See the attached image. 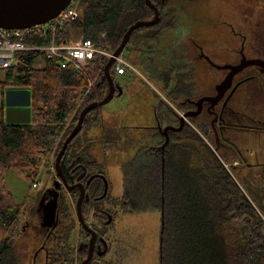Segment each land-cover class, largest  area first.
I'll use <instances>...</instances> for the list:
<instances>
[{"label": "trees", "instance_id": "1", "mask_svg": "<svg viewBox=\"0 0 264 264\" xmlns=\"http://www.w3.org/2000/svg\"><path fill=\"white\" fill-rule=\"evenodd\" d=\"M80 6L82 19L67 24L54 39L33 36L27 42L32 46H48L53 40L57 44L67 43L71 31L78 29L85 39L113 52L120 46L127 28L135 22L126 21L127 17L133 15L137 16L136 20H145V0H80ZM143 30L133 32L130 45L138 43ZM40 55L39 50L17 53L15 64L2 71L4 77L0 80L2 114L7 90L27 89L32 96L31 124L0 120V264L24 263L26 256L20 258L14 245L26 235V221L33 224L32 215L43 196L42 192L34 206L33 195L24 203H17L5 182L6 172H17L32 187L41 179L42 169L50 166L51 157L58 155L82 110L102 101L109 92L104 73L107 56L96 54L82 75L73 67L63 68L59 58H46L45 68L37 69L35 61ZM114 68L111 73L116 80ZM103 108L89 112L82 130L68 145L61 161L65 173L69 165L77 167L83 157L91 160L87 156L90 145L82 148L91 142L83 141L82 137L90 128L100 127L103 114L97 113ZM197 128L201 133L191 128L180 133L179 139L177 133H171L163 153L158 155L145 147V161L138 157L121 167L124 195L110 200L116 204L110 222L104 206L110 194H104V182L95 177L89 183L90 197L83 202L82 214L109 248L106 255L90 264H126L128 256L137 254L141 244L134 241L123 223L122 237L116 235L118 223L125 215L153 213H159L160 223L164 215L163 231L159 232L160 264H264V172L259 174L253 167L243 170L235 164L238 156L234 150L227 153L219 148L218 155L229 164L226 168L214 152L216 144L205 123H199ZM203 135L213 144L209 145ZM59 137L60 143L54 150ZM118 137H106L105 143L115 138L117 141ZM85 165L91 169L89 164ZM95 167L106 174L103 166L95 164ZM56 209L59 227L50 239L51 245L46 246L47 251L40 252L46 254L45 264H78L72 239L77 226L75 213L61 194ZM66 220L68 231L60 225ZM35 225L39 230V225Z\"/></svg>", "mask_w": 264, "mask_h": 264}, {"label": "flooded vegetation", "instance_id": "2", "mask_svg": "<svg viewBox=\"0 0 264 264\" xmlns=\"http://www.w3.org/2000/svg\"><path fill=\"white\" fill-rule=\"evenodd\" d=\"M199 4L208 8V13L203 18L195 14ZM261 4H264V0H145V22L157 18L156 25L145 27V72L156 85L160 86L164 96L145 84V97L146 94L150 96L145 106L150 107L151 110H145L142 113L147 117L145 124L136 128L143 130L138 135L140 143L139 145L132 143L134 147L130 149V154L122 158L125 160L122 166L133 163L138 157L145 161V135L148 134L153 140L147 146L148 150L159 155L163 153L162 146L166 142V136L163 134L165 128H172L168 130L169 138L171 133H177L179 139L183 131L186 132L191 128L196 130L199 123H205L217 150L221 148L227 153L234 150L238 156V163L235 164L242 166L243 170L253 167L259 174L264 172V7L260 8L255 15H246L245 8L246 5L255 7ZM187 11L190 12L189 15L185 14ZM136 19L137 16H133L132 20H139ZM184 22H190V28L183 25ZM203 22L210 26L211 31L202 32L199 40L194 39L192 34L197 37L199 26ZM192 24L199 29L193 31ZM205 34L214 38L215 41L209 45L204 38ZM251 38L258 39L252 43L249 40ZM166 40H169L167 50L171 49L172 52L178 50V54L170 55V59L164 62V55H169V52H162L161 42ZM187 42L197 51L193 62H189L185 53ZM219 60L226 62L221 63ZM198 61L204 62L207 81L209 87H212V92L197 96L194 90L197 88L198 72L195 62ZM253 61L255 63H251ZM209 71L212 73L208 74ZM115 83L122 87V95L125 94V90L128 91L130 102L136 100L131 84H127L128 82L123 79L122 82L115 80ZM117 95L118 90H116V97ZM165 97L172 100L174 106L167 102ZM5 108L4 104V116ZM174 128L181 129L175 131ZM250 141L255 146L253 162L243 151ZM106 144L109 143L82 145V148L90 145L87 156L91 160L83 157L77 167L73 168L69 165L66 173L63 170L68 185L57 176L43 192L40 206L32 215L33 224L29 221L24 224V230L27 232L32 229L36 236L44 237L41 249L46 250L48 240L53 237L59 227L56 209L59 195H64L65 199L67 196H74L78 200L81 193L79 185L82 184L85 189V201L90 197L88 185L95 177L104 182V194H110L104 206L108 222L112 220L116 204L110 200L123 197L124 191L118 194V191L114 189L111 173L105 163L107 161L105 159L98 161L97 157L91 153L99 145ZM247 150L249 154L252 153L249 148ZM98 151L101 150L98 148ZM85 163L89 164L91 169ZM95 164L103 166L106 174L102 173V170H97ZM72 186L76 187L70 190ZM52 203L55 207V219L50 224L49 220H45V215L47 207ZM54 223H57L55 228ZM35 224L39 225V230L34 228ZM60 225L62 227L64 225L66 231L70 227L68 220ZM90 227L94 230L91 224ZM75 231L76 234H74ZM94 231L97 237L92 247L93 256L89 264L109 251L99 232ZM72 235H76V240L73 241L75 254L78 264H82L89 255L92 234L82 227H76Z\"/></svg>", "mask_w": 264, "mask_h": 264}, {"label": "rangeland", "instance_id": "3", "mask_svg": "<svg viewBox=\"0 0 264 264\" xmlns=\"http://www.w3.org/2000/svg\"><path fill=\"white\" fill-rule=\"evenodd\" d=\"M74 1L80 2V0H74ZM263 7H264V4H261V6L257 5L255 7L246 5L245 7L246 15H255L257 14L258 10ZM80 9H81L80 10L81 16L76 21L81 20L83 17V10L82 8ZM207 13H208V8L202 4H199L195 10V14L199 16L200 18H203ZM185 14L189 15L190 12L187 11L185 12ZM131 18L133 19V15H130L129 17H127L126 21L132 20ZM140 20H144V19H139L138 21ZM186 20L188 21V18H186ZM135 22H133V24ZM251 24L253 23L251 22ZM183 25L188 26L190 28V22L188 23L184 22ZM65 27L59 29L58 31L64 29ZM129 27L127 29H129ZM199 27H200V30H198ZM199 27H197L195 24H192V27H191L193 31L198 30L197 37L194 34H192V37L198 40L200 39V34H202V32L211 31L210 26H208L206 22H203ZM142 28H145V27H142ZM142 28H139V29H142ZM11 30H14V29H11ZM20 30H23V29H20ZM72 31H71V35L73 37H71V40L80 39V38L84 40H90V39H85L83 37L81 30L75 29L73 33ZM57 32L55 33V35H48V36L54 39ZM204 38L209 43V45L215 41V39L211 38L208 34H205ZM257 39L258 38H251L249 40L252 43H254ZM130 40H131V37H130ZM130 40L126 48L124 49V51L121 53V55L116 57L115 62L112 64L111 68L115 66L114 70L117 69L119 60L122 59L123 62H121V66L126 70V72L120 76L117 75L116 80H119L122 82V78H124L125 82H128L127 84H131L132 89L135 91V94H136V100L134 102L133 101L130 102L131 98L128 95V91L125 90V94H123L121 97L119 96L115 97V99L112 102L113 103L112 107H110L111 103H109L108 105L103 106L104 108L97 113V114H103L100 127L90 128L88 132L82 137L83 141L89 140L91 143L105 144V142L107 141L106 137L109 138V137L119 136L117 141L110 142L108 145L107 144L99 145L96 149L91 151V153L97 157L98 161H101L102 159H105L107 161L105 163L107 164L109 173H111V179H113L112 182L114 185V189L118 191V194L120 193L122 194L123 192L122 176H121L120 167L123 165L125 160L122 158H125L128 154H130V149L134 147L132 143L139 145L140 141H139L138 135L140 132H143V130L141 131L136 128L141 126L142 124H145V119L147 116L142 113H144L145 110H151L150 107L145 106V104H147L148 100L150 99L149 98L150 96H148L147 94L145 97V84L149 85L152 90H155L156 92L163 95L160 86L156 85L155 82L150 78V76H148L145 72V30H143L139 34V41L136 45L134 44L130 45ZM69 43H70V40L67 43L57 44L53 40V42L49 44L48 47H51L53 44L61 46L64 44L68 45ZM168 44H169V40L161 42V46L163 48L162 52H169V55H164V58H163L164 62H167L170 59V55L178 54V50H176L175 52H172L171 49L167 50ZM98 46L100 47L101 51L105 52L106 54H103V53H97V54H103L107 56L108 62L110 58L113 56L114 52L119 48L118 47L115 51L111 52V51H108L104 46H101L99 44ZM45 48H47V46H45ZM185 53H186V56H188L189 58V62H193L195 59L194 55L197 53V51L195 50V48H193L192 44L187 42V48H186ZM40 56H42V53ZM156 56L160 60L159 54H157ZM41 59H44V57H41ZM92 60L87 61V64H89V62H91ZM219 61L221 63L226 62L225 60H219ZM40 62L41 60L39 59L37 64H39ZM203 63H204L203 61L195 62L198 72L196 75L197 88L194 90V94L197 96L201 94H209L212 92V87L211 86L209 87V84L207 81V71ZM35 67L37 69H43V68H40L39 65L36 66V64H35ZM211 73L212 72L209 71L208 74H211ZM156 76L160 77L158 76V74H156ZM3 77H4V74L0 72V80H2ZM165 100L171 103L172 106H174V103L172 100L166 97H165ZM3 101H4L3 104H5V99ZM1 102H2V98L0 97V106H1ZM112 112H115L116 114ZM2 119L7 121V119L2 114L1 107H0V120ZM196 131L200 132L197 127H196ZM145 138H146L145 139L146 142L144 141V145L145 147H147L150 144L149 135L148 134L145 135ZM204 138L206 139L209 145L213 144L205 136ZM60 139L61 137L57 138L54 150H57L58 144L60 143ZM119 139H121V142H119ZM110 144H113V145H110ZM254 147L255 146L250 141V143L246 145V147L243 148V151L246 152L247 157L252 162L254 161V157H253V153L255 151ZM98 148L101 151H98ZM247 148H249L252 153L249 154V150H247ZM214 152H216V154L218 155L217 153L218 151H214ZM56 157L57 156L55 155L51 157L50 166H47L42 169L41 179H37L34 182V184H32L33 185L32 187H31L30 181L20 176L17 172H14V171L6 172L5 182L8 188L10 189L11 193L13 194L15 201L17 203L19 204L24 203L26 198L33 195L32 205L34 206L36 204V201H38V198L41 196V193L44 192L49 187V185L52 183V181L57 178V173L55 169ZM218 157L224 163L225 167L228 168L229 164L222 160L220 154L218 155ZM67 202L69 203V205L71 206V209L75 213L76 223H77L76 227L78 228L81 227L78 222V217L76 215L77 197L75 198L74 196H67ZM23 221H26L25 216L23 218ZM122 223L126 227H128V229L131 231V235L134 237V241L136 243L141 244L139 246V251L137 254H130L128 256L126 264H160L159 232L161 231V225H160L161 223H160L159 213H153L149 215H139L136 217L125 215L122 220ZM72 239L73 241L74 239L76 240V235ZM43 241H44V237L36 236L31 229L29 230V232L26 233V235L23 238L15 242L14 250L16 254L20 258L22 255L26 256L23 264H45V260H46L45 252H39L41 250L40 246L42 245ZM134 241L132 239L133 243ZM47 245L48 246L51 245L50 240H48Z\"/></svg>", "mask_w": 264, "mask_h": 264}, {"label": "water", "instance_id": "4", "mask_svg": "<svg viewBox=\"0 0 264 264\" xmlns=\"http://www.w3.org/2000/svg\"><path fill=\"white\" fill-rule=\"evenodd\" d=\"M72 0H0V29H26L35 25L45 24L48 21L56 18L67 6L71 3ZM157 24V18L153 21L145 22V20H140L132 24L127 30L121 45L114 52L113 56L110 58L109 62L105 66V78L108 81L109 92L108 95L99 102H93L85 107L80 113L78 122L76 126L73 128L72 132L69 134L67 139L65 140L61 150L59 151L56 162L55 169L57 176L62 179L66 185L68 182L63 173V169L61 167L62 158L68 148V145L72 142L73 139L77 137L83 127V123L85 117L96 108H100L111 103L116 97V90H118V95L121 96L123 93V89L121 86H117L115 83L112 73L111 66L115 62L116 57L120 56L121 53L126 48L131 34L136 29L142 27H150ZM251 63H255L254 61ZM31 91L27 89H9L5 92V118L7 119V123L9 124H31L32 123V98ZM208 99V98H206ZM172 128H165L163 134L166 136V142L162 146V149H165V146L169 142V134L168 130ZM181 128H174L175 131H180ZM217 151V148L214 149ZM227 168V167H226ZM164 160L162 165V175L164 177ZM107 184V181L105 179ZM80 186V197L76 203V215L78 217V222L82 228L92 234L90 239V251L87 258L82 262V264H89L92 259V247L94 245L95 239L97 237V233L90 227L89 221H86L82 214V205L85 196V189L82 184ZM76 186L70 187V190L75 188ZM47 210V214L45 215V220H49L50 224L54 222V203L50 204ZM52 210V211H51ZM163 212V211H162ZM164 215L162 213V221H161V232L164 227ZM57 226V223H54V228ZM162 237L160 238V255L162 254Z\"/></svg>", "mask_w": 264, "mask_h": 264}, {"label": "built area", "instance_id": "5", "mask_svg": "<svg viewBox=\"0 0 264 264\" xmlns=\"http://www.w3.org/2000/svg\"><path fill=\"white\" fill-rule=\"evenodd\" d=\"M80 2L72 0L70 5L63 10L56 18L48 21L45 24L35 25L27 29L6 30L0 29V72L12 67L15 64L16 54L26 50H39L42 53L36 61L40 59V68H45L46 58H59L63 68L73 67L75 71L86 74L87 61L92 60L97 53L101 51L98 44L91 40L73 39L70 43L58 46L53 44L51 47L32 46L27 43V40L33 36L46 37L55 35V33L65 27L67 24L76 21L80 18ZM45 48V49H44ZM44 57V59H41ZM122 59L119 60L116 75H122L126 70L121 66Z\"/></svg>", "mask_w": 264, "mask_h": 264}, {"label": "crops", "instance_id": "6", "mask_svg": "<svg viewBox=\"0 0 264 264\" xmlns=\"http://www.w3.org/2000/svg\"><path fill=\"white\" fill-rule=\"evenodd\" d=\"M75 31V29H73V31H72V33ZM73 37V36H72ZM37 63V62H36ZM35 63V64H36ZM113 102V101H112ZM111 102V106L110 107H112L113 106V103ZM122 222H120V223H118V227H117V229H118V232L116 233V235H118L119 237H122V236H120V233H121V230H122ZM74 234H76V231L74 232ZM74 236H72V238H73Z\"/></svg>", "mask_w": 264, "mask_h": 264}]
</instances>
